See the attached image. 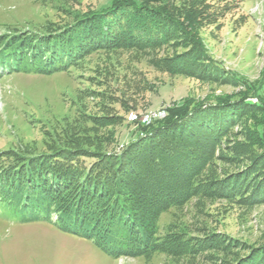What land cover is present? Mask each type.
Segmentation results:
<instances>
[{
	"label": "rangeland",
	"instance_id": "1",
	"mask_svg": "<svg viewBox=\"0 0 264 264\" xmlns=\"http://www.w3.org/2000/svg\"><path fill=\"white\" fill-rule=\"evenodd\" d=\"M115 1L0 0V38L55 31L103 12ZM136 1L163 10L173 20H184L180 39L145 53L96 52L70 71L51 75L0 70V152L40 154L69 140L112 151L128 144L144 126L162 120L167 110L177 115L241 96L264 103V0ZM191 1L199 6L189 9ZM231 1V7H224ZM190 44L199 46L202 62L222 64L229 79H203L199 69L190 75L157 67L159 57L186 52ZM233 75L244 84H235ZM251 115L245 114L219 137L210 178L244 168L243 154L255 149L256 132L264 131V112ZM216 120L207 118L211 125H219ZM98 122L111 125L97 129ZM172 223L198 237L215 236L216 248L184 264H226L252 247L264 246L263 203L196 198L183 209L161 216L162 234ZM0 264H170V260L160 253L115 258L93 241L65 233L47 221L23 222L0 209Z\"/></svg>",
	"mask_w": 264,
	"mask_h": 264
},
{
	"label": "trees",
	"instance_id": "2",
	"mask_svg": "<svg viewBox=\"0 0 264 264\" xmlns=\"http://www.w3.org/2000/svg\"><path fill=\"white\" fill-rule=\"evenodd\" d=\"M191 2L189 9L199 6ZM145 3L116 0L103 12L55 31L0 38V70L51 75L70 71L96 52L145 53L180 39L184 20H173ZM231 3L225 2L224 7ZM186 50L159 57L157 67L171 74L199 71L203 79H229L219 62H202L199 46L190 44ZM231 78L237 85L244 84L237 75ZM263 112L264 103L241 96L177 115L167 110L162 120L142 126L133 140L112 151L69 140L40 154L0 152V209L23 222L47 221L65 233L93 241L115 258L160 253L170 264L193 261L216 248L215 236L198 237L178 223L162 234L161 216L183 209L196 198L264 204V131L256 132L255 149L243 154L242 170L210 178L219 137L245 114ZM209 117L219 125H211ZM103 124L98 122L96 128L102 129ZM250 250L226 264H264V246Z\"/></svg>",
	"mask_w": 264,
	"mask_h": 264
},
{
	"label": "built area",
	"instance_id": "3",
	"mask_svg": "<svg viewBox=\"0 0 264 264\" xmlns=\"http://www.w3.org/2000/svg\"><path fill=\"white\" fill-rule=\"evenodd\" d=\"M158 114H162V113H158ZM153 116V115H152ZM149 122V121H148Z\"/></svg>",
	"mask_w": 264,
	"mask_h": 264
}]
</instances>
